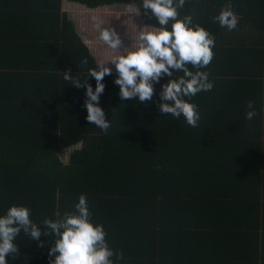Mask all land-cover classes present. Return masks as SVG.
<instances>
[{"label": "trees", "instance_id": "1", "mask_svg": "<svg viewBox=\"0 0 264 264\" xmlns=\"http://www.w3.org/2000/svg\"><path fill=\"white\" fill-rule=\"evenodd\" d=\"M68 1L95 9L132 0ZM136 2L143 22L157 26ZM227 3L186 0L180 10L215 37L214 58L202 69L214 88L191 98L198 126L161 113L158 96L121 100L112 73L99 101L111 120L105 133L86 120V86L72 85L98 61L62 0H0V46L14 48L0 53V214L22 204L39 223L74 210L85 194L92 219L123 253L117 264H264V82L257 80L264 52L229 45L226 27L213 19ZM231 4L240 22L260 26L264 0ZM69 69L73 79L65 81ZM89 83L95 89V79ZM75 146L64 163L60 153ZM27 239L21 232L19 248ZM55 239L42 234L9 264H50Z\"/></svg>", "mask_w": 264, "mask_h": 264}, {"label": "clouds", "instance_id": "2", "mask_svg": "<svg viewBox=\"0 0 264 264\" xmlns=\"http://www.w3.org/2000/svg\"><path fill=\"white\" fill-rule=\"evenodd\" d=\"M185 3L186 0H142L145 14L149 19L154 18L157 26L141 30L139 43L131 51H125L124 40L114 27H101L99 23L96 27L101 42L124 53L110 61L115 65L114 83L119 86L121 100L135 98L144 103L158 96L161 113L174 118L183 116L188 125L197 127L201 113L191 98L214 88L210 73L202 69L214 58L215 37L204 26L194 23L191 14L181 16ZM213 19L232 31L240 18L228 0L227 6ZM87 63V58L81 61V64ZM95 65L88 69L87 80H73L72 85L86 86V120L107 133L111 120L106 119L99 101L106 87L104 77L111 75L113 68L99 61ZM177 72L183 75L174 78ZM70 73V69L63 72L65 81L73 79ZM162 77L167 80L157 93L155 85L160 84ZM90 78L96 81L95 89L89 83ZM247 108L246 118L252 120L257 115L254 102L249 101ZM54 215L55 219L45 217L38 223L32 218V209L22 204H13L0 214V264H9L8 257L16 259L19 252L16 239L21 232L32 241H39L42 234L56 237L54 245L48 249L49 256L54 257L50 264H117L123 259V253L111 247L106 239L104 225L92 219L85 194L79 196L74 210Z\"/></svg>", "mask_w": 264, "mask_h": 264}, {"label": "rangeland", "instance_id": "3", "mask_svg": "<svg viewBox=\"0 0 264 264\" xmlns=\"http://www.w3.org/2000/svg\"><path fill=\"white\" fill-rule=\"evenodd\" d=\"M137 7L138 4L136 0H132L127 4H117L110 7L98 8L97 11H88L82 15L77 14V19L81 18L84 22L82 27L89 30V35L92 36V52L98 57L99 62H103L105 64L109 63V66L113 68L114 72H116L115 65L110 61L114 56H119L124 53L120 50H113L101 42L98 39L99 29L96 25L99 23L101 27H114L121 37L125 39V45L130 46H126L125 51H131V48L134 49L139 43L140 28L144 24L143 20L139 16ZM80 33L84 38L87 36V32L81 28ZM78 147L79 146L76 148ZM76 148H71L70 152Z\"/></svg>", "mask_w": 264, "mask_h": 264}, {"label": "crops", "instance_id": "4", "mask_svg": "<svg viewBox=\"0 0 264 264\" xmlns=\"http://www.w3.org/2000/svg\"><path fill=\"white\" fill-rule=\"evenodd\" d=\"M115 5H117V4H115ZM112 6H114V5H112ZM105 7H110V6H101L98 8H105ZM98 8L91 9V8L86 7L85 5L80 4V3L71 2L68 0H62V11L66 12L68 14V17L75 23V27H76L77 32L82 37L85 44L89 47L90 52L97 59V61H98V57L91 50L92 36L89 35V30H87L86 28L84 29V27H82L84 22L81 18L77 19V14L82 15L88 11H91V12L97 11ZM137 8H138L139 16H140L139 7H137ZM10 13H11V11H10ZM19 16H21L20 12H19ZM42 18H43V14H40L39 20ZM9 22L12 23V26L14 25L12 21H7V24ZM144 24L140 28L141 30H147V29L151 30L150 26H148L146 24L144 25ZM259 24H260V26H255V24L247 25V24H244L242 21L240 22V20H239V23H238V26L236 29L229 31L226 28V31H228L229 36L232 37L231 39H229L230 40L229 45L238 46V47L247 46V47L251 48L252 50L258 49V50L264 52V19L263 18H261V21L259 22ZM85 26H87V25H85ZM14 27H15V25H14ZM80 28L82 30H84L85 32H87V36L85 38L80 33ZM123 40H125V39H123ZM124 44H125V42H124ZM126 46L130 47L129 45H125V47ZM2 47L3 46H0V53L1 52H9V51L12 52L14 49V48L12 50L11 49H5V48L3 49ZM131 49L133 50V48H131ZM252 50H251V53L253 52ZM257 54H261V52L257 53ZM112 73H116V72L113 71ZM259 73H261V74L259 75L257 80H261L260 78H262V80L264 82V72L260 71ZM263 109H264V107H263ZM71 148H73V147H71ZM71 148L65 149L60 153V158L62 159V161L64 163H68V161H69V156L72 152V151L70 152ZM75 148H76V146H75ZM62 154H63V156H62ZM31 244H32V241L30 239L25 240V242H22V240H21L18 254H24V255L29 254L28 250L32 249ZM44 262L45 261L40 262L39 260H36L34 263H30V264H44ZM24 264H29V263L26 262Z\"/></svg>", "mask_w": 264, "mask_h": 264}, {"label": "bare ground", "instance_id": "5", "mask_svg": "<svg viewBox=\"0 0 264 264\" xmlns=\"http://www.w3.org/2000/svg\"><path fill=\"white\" fill-rule=\"evenodd\" d=\"M56 57V56H55ZM45 59V58H44ZM17 71V70H16ZM9 72V71H8ZM15 72V71H14ZM84 73V72H83ZM76 74V73H75ZM81 74V73H80ZM116 86V85H115ZM114 86V87H115ZM116 99V98H115ZM114 102V101H113ZM118 102V101H117ZM117 102H116V104H117ZM80 105V104H79ZM114 107V106H113ZM129 111V110H128ZM125 116V115H124ZM131 117V116H130ZM123 119V118H122ZM129 119H131V118H129ZM118 121V120H117ZM129 122H131L130 120H129ZM114 124H115V122H114ZM131 124V123H130ZM124 125V124H123ZM113 127V126H112ZM124 128V127H123ZM37 129V128H36ZM133 129V128H132ZM137 130V129H136ZM95 131V130H94ZM98 131V130H97ZM66 132V131H65ZM132 132V131H131ZM14 133V132H13ZM122 134V133H121ZM78 135V134H77ZM81 135V134H80ZM79 135V136H80ZM84 135V134H83ZM108 135V134H107ZM136 136V135H135ZM105 137V136H104ZM94 138V137H93ZM101 141H103V140H101ZM123 141V140H122ZM111 142V141H110ZM63 145V144H62ZM103 148V147H102ZM114 149V148H113ZM51 161V160H50ZM66 166V165H65Z\"/></svg>", "mask_w": 264, "mask_h": 264}]
</instances>
